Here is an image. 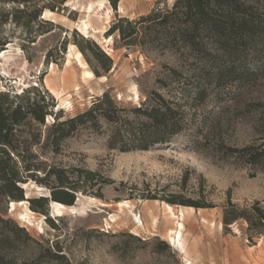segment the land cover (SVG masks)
I'll return each instance as SVG.
<instances>
[{
	"label": "rangeland",
	"instance_id": "obj_1",
	"mask_svg": "<svg viewBox=\"0 0 264 264\" xmlns=\"http://www.w3.org/2000/svg\"><path fill=\"white\" fill-rule=\"evenodd\" d=\"M176 1H0V43L8 49L0 54V92L15 103L16 94L30 89L34 97L46 94L49 103L44 123L28 117L14 127L25 160L19 158L20 166L64 169L80 187L73 204L58 201L85 209L53 213L54 178L40 183L24 176V194L48 197V214L29 202L30 224L19 216L25 207L12 211L11 199L0 202V216L8 220L0 218V237L20 228L3 250L10 264H264V232L249 228L245 219L223 222L230 201L245 208L259 200L264 207V162L249 163L230 150L264 144V60L251 50L245 66L253 72L219 80L165 28L139 24L130 46L112 32L121 17L138 20ZM242 1L264 14V0ZM83 38L112 59L108 72ZM154 91L185 111L183 129L167 143L146 150L110 148L114 125L104 118L100 127L86 123L57 139L54 121L87 110L104 92L125 109L121 116L135 120L131 110ZM164 203L176 213L185 210L186 253L170 239L177 222Z\"/></svg>",
	"mask_w": 264,
	"mask_h": 264
},
{
	"label": "trees",
	"instance_id": "obj_2",
	"mask_svg": "<svg viewBox=\"0 0 264 264\" xmlns=\"http://www.w3.org/2000/svg\"><path fill=\"white\" fill-rule=\"evenodd\" d=\"M27 3L31 0H0ZM119 0H112L116 6ZM149 23L148 27L160 26L165 28L171 36H176L182 43L206 63L208 70L219 80L237 73L231 79L237 80L254 70L246 69L247 57L251 50L253 55L264 60V14L258 13L252 5L242 0H177L172 8L157 10L138 20L121 17L113 24L112 32H119L122 40L128 46L133 44L139 30L138 25ZM87 48L95 59L108 72L112 59L95 43L83 38ZM6 43H0V51L5 49ZM245 57V58H244ZM244 65V66H243ZM99 75V71L94 68ZM210 71V72H211ZM235 75V74H234ZM37 89V88H34ZM16 94L15 103L9 94L0 92V202L3 200L21 201L25 199L22 183H26L24 176L34 177L38 182L45 183L46 179L54 178L52 182V200H62L68 204L75 201V192L79 183L71 180L64 169L42 167L38 164H26L21 167L19 158L23 155L19 151L20 140L15 137L14 127L21 124L28 117L39 122H45L48 114L46 94L32 96L30 89ZM199 99L206 96L204 90L198 92ZM38 97V98H37ZM52 105V104H51ZM111 95L104 92L87 110L71 116L65 120L56 119L53 126L59 131L58 140L71 134L79 125L91 123L100 127L99 118H104L114 125L109 138V147L122 151L135 149H149L160 143H167L170 138L183 129L185 111L181 104L165 98L159 92H152L146 102L133 108L135 120L121 116L122 111ZM240 158L252 164L264 162V144L249 145L242 148H230ZM23 161L24 157H23ZM45 173L39 177L40 172ZM94 173L89 172L88 178ZM63 194L67 199L59 196ZM33 208L48 214V197L27 198ZM51 200V201H52ZM176 203L175 199L169 200ZM59 202V201H58ZM196 206H202L194 202ZM1 220L8 222L0 216ZM239 219H245L249 228L264 232V207L261 201H256L249 207L237 208L231 201L225 207L223 222L231 224ZM19 227L8 228L9 235L0 237V264H10L11 260L3 250L11 246L14 232ZM11 234V235H10Z\"/></svg>",
	"mask_w": 264,
	"mask_h": 264
},
{
	"label": "bare ground",
	"instance_id": "obj_3",
	"mask_svg": "<svg viewBox=\"0 0 264 264\" xmlns=\"http://www.w3.org/2000/svg\"><path fill=\"white\" fill-rule=\"evenodd\" d=\"M85 27V26H84ZM1 52V51H0ZM8 53V49H4L2 51L1 56H5ZM90 74H92V72H89ZM135 93L138 95V90L135 91ZM24 188L28 189V183H22ZM41 188V187H39ZM26 196L27 198L30 197V193L29 191L26 192ZM127 201L123 204V206H127ZM29 201L27 199L21 200V201H12L11 202V208L12 211H16V206H23L25 207L26 211L25 213H20L19 216L20 218L25 221V222H29L30 224H32L33 220H32V214L34 215V213L32 212V210L29 208L28 206ZM164 208L167 211V213L176 220L177 222V227L175 229H171L170 230V239L173 241V243L178 247V250L182 253H186V248H185V243H184V239H183V228H184V223L183 220L185 218V210L184 209H180V211L178 213L175 212L174 206L169 204V203H164ZM51 210L53 213H56L57 215H63L65 213L66 210H70L72 212L75 213H82L85 212V209L82 208H78L76 206L73 205H66L62 202H58V201H51ZM137 216V214H135ZM140 221V220H139Z\"/></svg>",
	"mask_w": 264,
	"mask_h": 264
},
{
	"label": "water",
	"instance_id": "obj_4",
	"mask_svg": "<svg viewBox=\"0 0 264 264\" xmlns=\"http://www.w3.org/2000/svg\"><path fill=\"white\" fill-rule=\"evenodd\" d=\"M3 50H4V49H2L1 52H2ZM25 199H27L26 194H25ZM22 200H24V199H22ZM49 207H51V203H50Z\"/></svg>",
	"mask_w": 264,
	"mask_h": 264
}]
</instances>
